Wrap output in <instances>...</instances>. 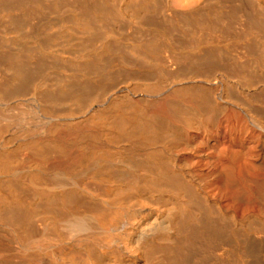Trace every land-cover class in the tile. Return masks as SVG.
<instances>
[{"label": "bare ground", "instance_id": "obj_1", "mask_svg": "<svg viewBox=\"0 0 264 264\" xmlns=\"http://www.w3.org/2000/svg\"><path fill=\"white\" fill-rule=\"evenodd\" d=\"M0 264H264V0H0Z\"/></svg>", "mask_w": 264, "mask_h": 264}, {"label": "rangeland", "instance_id": "obj_2", "mask_svg": "<svg viewBox=\"0 0 264 264\" xmlns=\"http://www.w3.org/2000/svg\"><path fill=\"white\" fill-rule=\"evenodd\" d=\"M210 183H212V184H213V182H210ZM210 183H209V184H210ZM209 184H207L206 186H210ZM211 186H213V185H211Z\"/></svg>", "mask_w": 264, "mask_h": 264}]
</instances>
